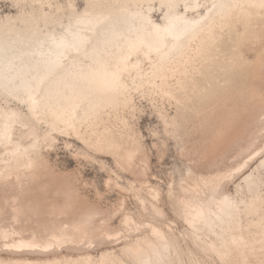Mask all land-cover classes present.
<instances>
[{"label": "bare ground", "instance_id": "6f19581e", "mask_svg": "<svg viewBox=\"0 0 264 264\" xmlns=\"http://www.w3.org/2000/svg\"><path fill=\"white\" fill-rule=\"evenodd\" d=\"M30 2L39 5L36 13L0 22V250L52 258L0 257V264H183L184 235L167 222L161 189L146 178L141 136L119 112L133 110L135 96L176 105L190 91L192 119L181 123L157 108L163 133L192 146L188 168L167 197L207 256L220 264H264V0H85L67 14L57 2ZM185 3L203 7L185 12ZM152 25H169L171 33L161 43ZM61 37L79 51L65 52ZM132 42L141 51L125 66ZM57 134L112 156L137 177L147 196L138 195L140 206L160 221H135L123 200L111 212L90 201L75 177L43 154ZM256 161L230 192L227 184ZM119 208L114 228L109 221ZM140 226L146 230L130 234ZM106 242L121 243L120 252L91 253ZM69 249L81 254L62 253Z\"/></svg>", "mask_w": 264, "mask_h": 264}, {"label": "rangeland", "instance_id": "374dc122", "mask_svg": "<svg viewBox=\"0 0 264 264\" xmlns=\"http://www.w3.org/2000/svg\"><path fill=\"white\" fill-rule=\"evenodd\" d=\"M50 1L53 3V6L56 2L61 5V10H59V12H63L64 14H67L69 9L81 10L86 4L85 0ZM70 3H72V7H68ZM38 7L39 5L36 3L32 5L30 0L21 2L0 0V22L6 17L15 18L27 12L36 13ZM45 7L48 10V7ZM155 18L159 19L160 15L156 13ZM63 19L66 20V16ZM15 23L19 24V21H15ZM228 43L229 40L227 36H224L221 40V44L226 47ZM189 87L193 88V84L189 85ZM189 95V99L176 105L174 101L157 100L155 95H148L145 97L135 96V108L133 110L125 109L120 111L119 114L124 116L133 131L140 134L148 156L146 178L151 183L157 184L161 189L162 195L159 204L165 213L167 222L172 221L173 224L171 226L173 229H176V233L178 234V232H180L184 235V239L178 236L182 249L183 264H196V262L199 264H220L213 256H207L192 243L189 238V228H187L181 218H179L173 210L166 193L170 183L172 182L175 184L181 174L187 170L192 146L190 143H186L184 146L179 138L175 141L163 133V126L158 116L157 108H163L167 114L171 116L175 115L177 120L183 123L185 119H192L193 115V92L190 91ZM10 104L19 106L22 110L24 109L15 101H10ZM117 125H120V122H117ZM40 129L44 131L47 127L41 124ZM56 138L57 139L51 145H47L43 148L44 156H46L49 164L56 170L68 172L72 177H75L79 190L90 201L97 203L102 209L111 212L113 209H117L120 201L123 200L124 210L129 211L135 221L140 223H144L147 220L150 222L160 221L156 216L151 214L149 208L143 210L140 206L138 195L146 196V194L145 189L141 186L137 177L133 176L128 171L122 170L114 162L112 156L93 152L72 135L57 134ZM84 153H88V155ZM227 163L228 161L224 160L220 163V166H224V164ZM257 163L258 161H256L250 169L248 168L249 170L246 169L242 175L236 177L233 182L228 183L226 188L230 192H234V185L240 182L241 178L249 173ZM114 181L124 186V189L115 186ZM146 206L149 207L148 204H146ZM121 212L122 209L119 208V211L110 219L109 224L112 227H120L119 219L121 217ZM140 227H138L136 231L133 230L130 234L135 236L146 230V228ZM122 231L123 234L127 236V232H125L124 229ZM112 243L113 242L101 243L90 251L93 255H96L105 249L113 248L119 253V247L122 244L111 245ZM62 253L66 256L73 257L81 254L80 251L71 249L62 250ZM0 257L6 260L24 257L44 259L52 258V254L17 253L2 249L0 250Z\"/></svg>", "mask_w": 264, "mask_h": 264}, {"label": "snow or ice", "instance_id": "6c2138e0", "mask_svg": "<svg viewBox=\"0 0 264 264\" xmlns=\"http://www.w3.org/2000/svg\"><path fill=\"white\" fill-rule=\"evenodd\" d=\"M164 5H162L163 7ZM262 6H264V4H262ZM68 7H71V5H69ZM167 7L169 9H175L177 7V5L175 4H172V3H169L167 5ZM203 7L202 5L196 3V4H188V3H185L183 5V8L185 10V12L189 9V8H192L193 10L195 9H198V8H201ZM213 8L216 7V5H212ZM88 13L87 11L84 13V17H87ZM84 17H81L80 19L77 20V23L79 24L83 19ZM186 23H188L187 21H185ZM152 22L149 21V24H151ZM195 23V22H193ZM153 28H155V31H156V35L157 37L160 39L161 43L163 42V38L167 35H169L171 33V27L169 25H166V26H159V25H152ZM71 30V26L69 27V31ZM81 43H83V39H81L80 41ZM141 44H143V42L141 41ZM60 46H62L64 49H65V52L69 51V50H76V51H79V45L75 44V43H71V42H68L66 41L63 37H61V42H60ZM147 48H148V52H145V55H149L150 52L153 50V46L151 44H147L145 45ZM157 51H159V48H156ZM141 51V47L140 45H138L137 43L135 42H132L130 43L129 45V51L127 53V55H125L123 57V62L125 64V66H127V64L130 62V59H131V56L133 55V53H139ZM61 56L63 57V54H61ZM63 58H66V57H63ZM138 66V65H137ZM119 70L115 73H113V80L118 83L119 82ZM43 81L40 80L39 83L36 85L37 89L39 88V85L42 84ZM29 87H31V85H29ZM32 103L35 104L36 101L35 99L32 100ZM10 139V137H8Z\"/></svg>", "mask_w": 264, "mask_h": 264}]
</instances>
